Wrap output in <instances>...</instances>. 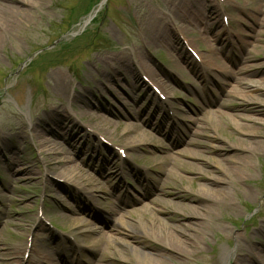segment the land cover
I'll return each instance as SVG.
<instances>
[{
	"label": "rangeland",
	"instance_id": "1",
	"mask_svg": "<svg viewBox=\"0 0 264 264\" xmlns=\"http://www.w3.org/2000/svg\"><path fill=\"white\" fill-rule=\"evenodd\" d=\"M24 1L28 4H25L23 20L17 30L10 31L0 39L3 41L0 42V144L8 136L10 142L19 146V164L14 166L16 170L8 167L9 161L5 166L7 154L0 156V264H3L1 254L4 248L22 242L27 247L32 244V247L49 253L67 245L65 240L70 241L69 234L72 232L69 228L74 226L66 216L69 212L63 209L65 204H69L77 216L83 217L86 225L98 226L108 233L113 232L111 228L120 213H124V220L140 229L142 224H148L147 219L156 215L168 225L185 227L184 232L177 233L184 241L180 252L183 256L180 257L177 253L171 255L159 249L158 241L154 240V229L137 233L135 244L144 253L158 255L160 262L157 260L156 264H224L223 256L226 253L229 255L226 264H255L249 260L248 251L255 252L260 247L258 243L264 244V126L247 121V117L254 114L243 109L245 104L241 97L233 96L238 91L233 87L236 85L233 75L250 82V88L259 86L260 78L264 77V34H258L256 40L253 38L256 31L252 29L250 16L254 14V7H260L261 11L256 15L264 18V0H217L222 4L217 20L229 31L245 33V36L241 34L232 38L233 44L217 40V28L211 32L205 30L210 37L197 45L178 31L179 39L170 31L172 48L161 41L148 47L146 56L162 69V77L172 76L171 85L168 86L170 91L168 95L164 92V95L144 74L139 78L148 86L146 94H153L168 108L171 107L169 116H177L173 131L155 134L163 142V147L155 144L143 147L134 162H130L135 167L148 168L149 176L154 177L162 172V156L170 155L171 160L189 161L221 178L225 182V193L217 197L210 213L202 210L197 218L188 217L190 205L204 207L206 202L191 201L190 198L200 195L197 188L204 181L203 175L190 170V167L186 172L175 168L176 174L186 178L166 179L168 183H165L166 188L162 191L155 188L152 182L139 183L133 174H125L97 191V203H101V206L95 201L85 203L80 195L76 196L75 201L67 194L72 191L68 186H56L53 178H50L60 171L54 169L49 176L44 175L45 166L39 159L37 144L29 131L33 124H40V119L51 109L63 110L67 107L64 106V97L53 91V73H62L67 77L69 99L92 88L104 77L100 68L103 55L117 51L132 54L144 42L145 30L151 27L153 20L150 15L164 13L174 20L169 5L176 0ZM188 2L190 9L184 7L191 14L189 19L193 22V12L190 11L194 10V0H183V3ZM89 16L92 18L84 23ZM195 25L200 27V31L204 27L196 21ZM174 27L181 31L180 22L174 20ZM255 27L264 31V27ZM197 46L204 50L211 47L219 64L201 60V50ZM181 49L185 50L188 62L184 63L181 58ZM174 59L181 66L178 70L173 69ZM133 91L143 95V90H135L124 81H121V85L114 84L91 99L89 110L92 113L102 112L100 103L113 111H121L125 102L131 103ZM144 96L138 97V105L147 103ZM79 104L80 100L74 101L72 108L77 109ZM145 114L144 111L140 120L111 118L113 122L109 126L97 122L95 127L99 129L98 133L104 132L112 138L122 135L121 125L128 121L137 122L139 127L150 131L151 126L144 120ZM186 116L200 121L204 127L207 125L204 131L208 135L192 136L191 128L195 129L192 120L188 119L185 124L181 119ZM80 119L87 121L86 116ZM116 120L118 124L114 122ZM68 124L72 123L69 121ZM240 127L253 134H245L238 130ZM130 135L124 134L122 137L127 139ZM191 138L201 140L202 145L196 147L188 144ZM57 140V146L77 162L80 160L75 159L72 152L82 148L84 151L90 150L81 156L84 160L97 148L104 155L111 151L117 155L127 153L116 140H112L115 143L112 146L111 142L100 139L101 142L98 136H86L83 143L75 144L73 137L68 141L60 137ZM245 146L250 149L247 150ZM192 152L201 154L209 164H201L187 157ZM244 155H247V159L242 158ZM54 157L51 156L48 162L53 163ZM149 158L152 159L148 161ZM100 163L101 160L95 162L88 171L97 172ZM163 176L161 178L164 179ZM115 184L121 188L117 189ZM110 205H117L120 212L110 214ZM39 220L44 224L43 229L37 226ZM187 224L191 226H184ZM84 228L79 227L72 234L82 232ZM46 230H50L54 236H50ZM34 232H38L47 242L34 241L31 235ZM82 238L88 244L91 236L83 234L79 240ZM102 247L105 256L99 257L93 248L87 247L83 250V258L99 260L101 264L134 263L133 251L129 248L117 243H113L115 252L113 248ZM22 257L26 258L27 254L23 253ZM261 258L258 262L264 264V253ZM61 263L75 264L73 255L62 260L54 255L50 261V264Z\"/></svg>",
	"mask_w": 264,
	"mask_h": 264
},
{
	"label": "bare ground",
	"instance_id": "2",
	"mask_svg": "<svg viewBox=\"0 0 264 264\" xmlns=\"http://www.w3.org/2000/svg\"><path fill=\"white\" fill-rule=\"evenodd\" d=\"M25 4L28 3L24 0H0V39L4 35L6 36V34H9L10 31L14 32L17 30L19 23H21L23 20L22 14L26 10ZM188 4H190V2L183 3V0H176L172 2L171 5H169L170 11L172 10L173 12L174 20L181 23V31L174 27V20L172 17L170 18L164 13L150 15L153 22H151V27L147 28L144 32V42L142 45L133 50L131 52L132 54H127L125 51H117L114 54H104L102 61H100V68L102 71L101 75L104 76L103 79L98 80L92 88L83 90L77 94L76 97H73V99H69L67 95V77L62 73H53V91L55 94L64 97V106L67 107L63 108V110L56 108L51 109L49 114L42 117V120L40 119L41 125L39 123H35L30 127L29 131L32 140L35 142V144H37L39 159L43 166H45L44 175L49 176V173L52 174L54 169L60 171L59 174L52 175L50 178H53V182L56 186H68L73 192L69 191L70 193L67 194L70 197H74L73 199L75 201L77 200L76 196L80 195L84 198L85 203L88 201H95L96 203L99 202V195L97 194V191L100 190L105 184L111 183L112 180H115L125 174H133L138 179L139 183L143 181L149 183L152 182L155 188H159V191H162L164 188H166L165 183H168V181L166 182V179L176 178L177 180H181V178H186L176 174L175 168L186 172L188 167H190V170L195 171L197 174L203 175L202 180L204 181L200 183L199 187L197 188L198 194L202 196H192L190 200L206 202V206L204 207L201 205H190L191 207L189 210L191 213L188 217L197 218L200 216L202 210L205 213H208L214 206V202L216 201L217 197L225 193V182L221 178H217L212 172L204 171L197 164L191 163L189 161H182L179 159L171 160L170 155L162 156L164 163L162 172L154 177L149 176L148 168H145L144 166L142 168H138L131 163L134 162V158L139 156V152L143 147L146 148L152 144H155V146L158 147H163V142L158 139L155 134L160 135L165 134L167 131H173V124L175 123L174 119L175 116H177H169L168 110L172 109L171 107L168 108L166 103L158 100L153 94H146L147 84L142 82L139 78L141 74H144L150 82L159 88L161 93L164 94V92H167L168 95V91H170L168 86L171 85L172 76L169 75L162 77V69L151 63L146 56L148 55V47L153 44H158V42L161 41L166 47L172 48L173 46L170 41V31H173L178 39L179 32L184 36L185 39H187L189 42H192L194 45H197L198 42H202L210 37L207 35L208 33H206L205 30L207 32H211L213 29L218 28L217 32L215 33L216 39L225 43L229 42L230 44H233L232 38H236L238 35L241 36V34L245 36V33H239L238 31L235 32L225 29L222 23L217 20L218 12L222 7V4H220L217 0L214 2L213 0H194V10L192 9L193 11L191 10L190 12H193V18L196 23L204 26L201 28V31L200 27L195 25V21L192 22L189 19L191 18V14L186 11V8L184 7H188ZM188 8L190 9V7ZM166 9L169 11L168 8ZM253 11L254 14L250 16L253 22L252 29L256 31L253 38L256 40L258 34H264V31L261 29L257 30L255 26L259 25L260 27H264V18L256 15V13L261 11L260 7H254ZM171 25H173V28ZM0 42L3 43L1 40ZM197 49L201 50V60H209L213 65L217 63L219 64V60L215 56L211 47H208L204 50L197 46ZM179 54L181 58L184 59V63L189 61L185 50L181 49ZM172 66L174 70L181 68L179 62L175 59L172 61ZM244 69L245 68H243V70ZM245 70L248 71L249 69L246 68ZM250 72L256 73L253 71ZM233 78L236 83V85L233 87L234 89L238 90L237 92L233 93V96L241 97V99L244 101L243 103L245 104L243 109L256 115H250L247 117V121L252 122L253 124H260L264 126V77L260 78V85L263 87L259 85L255 86L254 88H250V82L245 81V79H242L241 76L233 75ZM121 81H124L130 87L135 88V90L138 88L143 90V95H145L144 97L147 103H141L138 105V97H142L143 95H139L133 91L130 95L131 103L125 102V105H123V109L121 111H113L112 109L108 108L107 105L98 103L102 112L92 113L89 110L91 106V99L96 98L98 93L106 88L108 90V87H112L114 84L121 85ZM237 85L239 87H237ZM78 100H80V104L77 106V109L72 108L73 102ZM144 111L146 112V119L144 120L148 126H151L150 131L139 127L137 122L128 121L121 125L122 135L117 138H112L104 132L98 133L99 129L95 127L97 122L105 126H109L110 123L113 122V119L111 118H117L119 120L120 118L124 117L127 120H140V117ZM161 114L163 115L162 117L160 116ZM83 116H86L87 121L83 122L80 119L83 118ZM181 119L185 122V124L188 122V119L192 120L191 123L195 127V129L191 128L192 136H205L206 131H204V129L207 128V125L204 127L200 124V121L193 120L190 116L181 117ZM69 121L72 124H68ZM114 122L118 124L117 120ZM80 126H83L82 129ZM238 130L244 132L245 134H253V132L245 131L242 127H240ZM98 134L101 137H104L107 141L112 142V140H116L117 143L121 145L120 148H125V151H127L125 158H122L121 155L118 157V155L116 153L114 154L113 151L109 152L107 155H104L100 151V148H97V150L93 149L91 155L86 160H84L81 156L85 155V153H89L90 150L84 151L82 148L77 152H72L75 159L77 158L80 160L77 162L70 157L68 152L66 153L64 149L57 146V138L59 137L63 141H68L73 137V144H75L83 143V140L86 136L96 137ZM124 134L131 135L125 139L122 137ZM187 143L195 145L196 147L202 145L201 140L193 138L189 139ZM114 144L115 143L112 142V145ZM246 148L247 150L250 149L249 147ZM4 153L7 154L5 166L9 161L8 167L12 170H16V167L14 166L19 164V146H16L13 142H10L8 136L4 138L2 144H0V156L5 157L6 155ZM180 153L183 154L182 152ZM53 155H55L53 163H51L52 161L48 162V159H50ZM187 157H192L193 160L198 161L201 164H209L207 159L202 158V155L198 152H192ZM94 158H96L95 161ZM242 158L247 159V155H244ZM151 159L152 158H149L148 161ZM155 159L158 158L155 157ZM99 160H101V163L97 169V172L94 170L92 173L89 172L88 168H92L93 164H95V162L97 163ZM7 170L9 169L7 168ZM162 176L164 179L161 178ZM70 185L74 189H72ZM115 186L117 189L121 188L119 187V184H115ZM81 203L83 204V207H86L83 201H81ZM97 205L101 206V203H97ZM64 208L67 212H69V215L66 216L71 222V225L74 226H70L71 228H69L72 232L75 229H79V227H85L84 231L82 232H74V234L71 232L69 234L70 241L65 240V242L68 243V246L64 245L63 247L59 248V250H54L53 253H49L39 250L36 248V246L28 249L22 242L18 245L4 248V252L1 254L3 258V264H50V261L54 255L59 256V259L62 260L63 258L69 257L71 254L74 256L75 264H101L99 260L94 261L91 259H84L82 255L83 250L87 247H91L95 250L99 257H103L105 256V251L103 250L102 246L105 245L106 248H113V251L115 252L113 243H117L119 246H124L125 248H129L133 251V264H156L157 260L160 262L158 255L144 253L140 247L135 244L137 233L141 234L146 230L151 231L152 229L155 230L156 236L154 237V240L158 241L157 245L160 250L171 255L177 253L179 254V257L183 256L180 254V252L183 250L184 241L181 239V237H179V235H177V233L184 232L185 227L181 225H168L160 216L156 215L150 217L147 219L148 224H142V229H140L130 221L124 220V213H120L119 218L115 220V224L113 225V228H111L113 232L108 233L103 232L98 226L86 225V221L83 219V217L77 216L75 210L70 207L69 204H65V206L63 205V209ZM109 212L110 214H117L120 212V208L117 205H110ZM37 226L43 229L44 224L41 220H39ZM184 226L189 228L191 225L187 224ZM17 227L20 228V225H17ZM46 231L50 236H54L50 230ZM83 234H88L91 236L88 244L86 243L85 238L79 240V236ZM31 235L34 241L40 240L47 242L46 239L41 237L38 232H34ZM258 244L260 247L257 249V251H255V254L254 252L250 254V251H248L249 260L251 262H255V264H260L258 261H260L261 255L264 253V244ZM250 245H252V242ZM26 252L28 253L27 258L22 257V254ZM223 260L224 263L228 262L229 256L227 253L224 254ZM159 264H162V262Z\"/></svg>",
	"mask_w": 264,
	"mask_h": 264
}]
</instances>
